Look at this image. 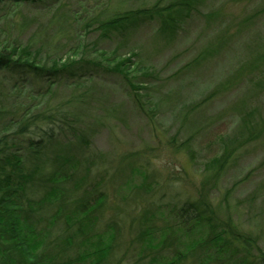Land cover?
<instances>
[{
  "label": "rangeland",
  "instance_id": "1",
  "mask_svg": "<svg viewBox=\"0 0 264 264\" xmlns=\"http://www.w3.org/2000/svg\"><path fill=\"white\" fill-rule=\"evenodd\" d=\"M185 4L189 10L180 13L176 6ZM170 5L176 8L173 32L158 18L119 29L102 26L127 10ZM0 40L20 41L63 61L81 57L74 67H85L82 77L53 84L0 71V145L23 142L21 152L34 173L27 185L35 203L30 218L46 240L41 252L51 263L66 264L81 249L68 242L79 223L67 226L66 216L57 221L58 202L40 203L59 157L73 165L57 175L59 189L77 198L94 185L103 194L94 219L110 245L102 264L169 258L183 236L155 254L144 250L141 233L147 227L175 232V204L197 199L206 177L216 221L235 222L264 250V0L8 3L0 6ZM114 56L132 57L130 81L106 71ZM29 106L35 123L21 131L19 116ZM244 119L257 123V137L242 139L217 171L210 161L225 147L223 139L243 136ZM49 127L56 139L28 155V139L38 141ZM203 254L197 250L186 264H200Z\"/></svg>",
  "mask_w": 264,
  "mask_h": 264
},
{
  "label": "trees",
  "instance_id": "2",
  "mask_svg": "<svg viewBox=\"0 0 264 264\" xmlns=\"http://www.w3.org/2000/svg\"><path fill=\"white\" fill-rule=\"evenodd\" d=\"M31 1L41 0H0V6L8 3L20 5V3ZM177 7L180 8L177 9L180 13L186 9L189 10L187 4ZM176 8L175 5H170L157 9L127 10L111 18L102 26L119 29L135 25L143 19L156 20L158 18L165 31L173 32L174 22H176L173 13ZM31 47L29 44H23L20 41L10 42L8 40V42H4L0 40V71L29 74L35 78L47 79L51 84L55 82V79L74 77L75 75L82 77L85 74H81L85 67H74L83 62L81 57L63 61L61 57L49 58L44 56L41 51ZM133 63L135 62L132 61L131 56L122 59H117L114 56L106 71L121 74L130 81L129 69ZM90 76L88 77L91 78ZM133 86L131 83V87ZM32 112L30 106L23 109L22 115L19 116L21 131L35 123ZM47 118L51 123L53 122L54 117L52 115ZM252 120L244 119L242 137H237L234 140L230 138L222 140V145L225 147L219 155L210 161L213 168L218 166L217 171L221 172L224 164L227 165L235 153V147L241 143L242 139L246 138L245 140L249 141L251 138L257 137L256 133L259 128L257 123ZM56 136L53 127H49L47 130H43L38 141L30 137L27 142L28 155L33 156L40 153L49 141L56 139ZM22 143V141L12 143L4 141L2 142L3 145H0V264H53L49 256H45L41 252L46 240L42 238V232L36 229L30 218L35 209V203L28 197L29 186L27 185L34 178V173L26 165L25 158L27 155L25 156L24 152H21ZM59 158L57 159L58 164L56 163L57 168L50 173L48 180L45 181L46 190L41 195L40 203L58 202L59 205L56 206L55 214L57 221L60 216H66L65 223L67 226L77 223L80 225L77 235L69 236L68 242H71V245L81 246V249L78 256L68 260L66 264H102L108 250H110V245L96 231L94 219L97 218L96 212L103 202V194L99 187L94 185L83 196L77 198H72L71 192L66 193V191L59 189L58 184H56L57 175L65 173L68 170V164L73 166L69 157ZM80 165L82 164L79 163L78 166ZM206 179L209 178H205L200 187L201 195L199 194L197 199L188 197L182 200L180 204H175L173 215L176 222L175 232H172L174 231L172 228L158 234L150 232L149 227L142 231L144 250L150 249L155 254H157V250H163L167 243L171 242L172 244L179 236L184 237L183 241L181 240L170 249L169 258L159 260L158 254L157 256L153 255L148 264H186L189 256L194 255V252L199 249L204 252L200 264H264V250L254 236L244 232L233 221L228 220L221 223L216 221L215 209L204 190L207 185L211 184ZM51 181H54L55 185L51 186ZM62 227L66 231L65 224ZM92 236L94 238L98 236L100 239L91 240Z\"/></svg>",
  "mask_w": 264,
  "mask_h": 264
}]
</instances>
